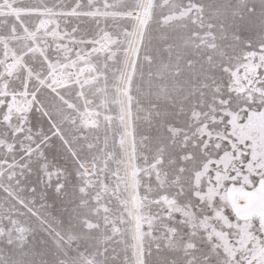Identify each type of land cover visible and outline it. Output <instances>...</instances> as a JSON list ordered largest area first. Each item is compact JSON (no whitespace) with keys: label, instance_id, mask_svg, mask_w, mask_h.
Returning a JSON list of instances; mask_svg holds the SVG:
<instances>
[{"label":"rangeland","instance_id":"rangeland-1","mask_svg":"<svg viewBox=\"0 0 264 264\" xmlns=\"http://www.w3.org/2000/svg\"><path fill=\"white\" fill-rule=\"evenodd\" d=\"M260 124L264 0H0V264H264Z\"/></svg>","mask_w":264,"mask_h":264},{"label":"bare ground","instance_id":"bare-ground-1","mask_svg":"<svg viewBox=\"0 0 264 264\" xmlns=\"http://www.w3.org/2000/svg\"><path fill=\"white\" fill-rule=\"evenodd\" d=\"M262 128L263 125L259 126L257 130H259V136L263 140L264 149V132H261ZM251 189L250 191L243 185L231 184L227 190V199L236 218L244 221L255 218L264 230V177H261Z\"/></svg>","mask_w":264,"mask_h":264}]
</instances>
